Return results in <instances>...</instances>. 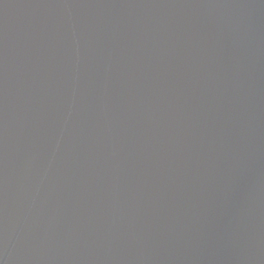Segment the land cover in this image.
<instances>
[{"label":"water","instance_id":"water-1","mask_svg":"<svg viewBox=\"0 0 264 264\" xmlns=\"http://www.w3.org/2000/svg\"><path fill=\"white\" fill-rule=\"evenodd\" d=\"M0 264H264V0H0Z\"/></svg>","mask_w":264,"mask_h":264}]
</instances>
